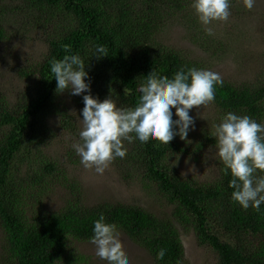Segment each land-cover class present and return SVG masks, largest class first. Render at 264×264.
<instances>
[{
	"label": "trees",
	"instance_id": "16d2710c",
	"mask_svg": "<svg viewBox=\"0 0 264 264\" xmlns=\"http://www.w3.org/2000/svg\"><path fill=\"white\" fill-rule=\"evenodd\" d=\"M4 1V0H0ZM36 12V23L53 26L48 52L34 72L23 75L32 83L25 95L11 104L0 97V264H88L77 252L74 241L88 242L93 222L103 214L128 238L145 249L154 264H183L185 258L180 229L193 231L200 245L211 248L217 264H264V205L260 210H243L231 200L230 175L198 183L182 178L168 162L179 156L196 159L206 143L216 145L212 135L176 136L168 145L124 141L127 155L116 158L117 169L139 178L172 207L170 216L160 218L125 204L103 202L88 205L81 185L70 181L68 169L59 160L44 155V144L56 136L55 123L76 134L84 107L75 96L77 120L65 111L61 93L50 71L52 60L79 55L85 63L91 95L101 102L116 100L120 107H135L144 78L155 72L171 78L181 68L205 69L183 50L167 47L161 34L169 25L185 29L187 40L211 57L224 47L219 37L208 35L191 8L192 0H11ZM39 19V20H38ZM6 32L0 23V42ZM105 57L96 58V46ZM213 105L224 113L247 115L264 123V84L249 89L223 81L215 89ZM176 119V117H173ZM67 157L71 164L75 161ZM25 170V173L23 171ZM69 186L70 198L56 211L22 217L17 207L27 200L43 203L55 187ZM15 186L12 192L11 188ZM56 188L55 190H57ZM163 260H156L159 249Z\"/></svg>",
	"mask_w": 264,
	"mask_h": 264
},
{
	"label": "rangeland",
	"instance_id": "374dc122",
	"mask_svg": "<svg viewBox=\"0 0 264 264\" xmlns=\"http://www.w3.org/2000/svg\"><path fill=\"white\" fill-rule=\"evenodd\" d=\"M37 14L26 8L19 1H0V23L4 27L6 37L0 42V97L9 103L16 104L25 95L32 83V77L27 79L23 73H32L42 63L45 53L48 52L47 41L56 33L53 26L44 22L36 23ZM39 20V19H38ZM213 35L224 43L218 53L222 56L211 57L197 45L187 40L186 32L180 25H169L161 34V41L167 47L183 50L186 55L195 58L204 70L218 73L223 81L234 84L239 88H257L264 84V0H255L254 7L247 10L242 0H231L230 16L226 22H213ZM65 111L77 120L78 109L73 104L74 97L68 91L61 93ZM173 113L175 109L172 110ZM224 113L213 103L206 107L190 110L194 125L190 128V139L194 141L196 135L207 133L212 135L213 126L220 123ZM175 117V115L173 116ZM55 123L56 136L48 138L44 144V155L51 160H59L62 167L68 169L70 181L81 185L88 205H97L103 202L136 206L157 217H167L172 213V207L154 189L145 186L139 178L128 177V171L117 169V162L113 160L105 173L101 176L94 170H86L80 164V158L72 145L79 140L81 130L80 120L76 134H69L60 127L57 118ZM264 121V120H263ZM69 157L75 163L68 161ZM216 145L206 143V149L196 159L179 156L171 159L177 174L184 179L198 183L213 181L218 175L221 166ZM64 163V165H63ZM25 173V170L23 171ZM58 185L44 198L43 203L36 200L32 203V194L27 190V200L17 207L19 215L31 217L44 211H56L70 198V187ZM58 188L57 190H55ZM15 186L11 188L13 192ZM120 240L129 264H154L148 252L132 242L120 229ZM185 258L183 264H217L215 252L198 243L193 231L180 229ZM2 229L0 227V256ZM74 249L88 259V264H107L95 256V248L88 242L74 241Z\"/></svg>",
	"mask_w": 264,
	"mask_h": 264
},
{
	"label": "clouds",
	"instance_id": "9594fccd",
	"mask_svg": "<svg viewBox=\"0 0 264 264\" xmlns=\"http://www.w3.org/2000/svg\"><path fill=\"white\" fill-rule=\"evenodd\" d=\"M251 10L255 0H242ZM231 0H192L191 8L198 22L212 35L213 22H226ZM105 48L96 46V58L105 57ZM84 60L79 55H67L52 60L50 71L56 81V92L68 91L82 96L79 140L72 145L86 170L103 175L116 158H124L129 144L155 141L168 145L176 136L186 140L194 119L190 110L206 107L215 100V89L223 85L222 77L213 71L195 67L181 68L171 78L150 72L141 83L135 107H120L116 100L102 102L91 95V85ZM173 109L175 112L173 113ZM175 115L176 119H173ZM217 156L230 175L231 200L243 210H260L264 205V123L247 115L228 112L213 126ZM89 243L95 256L107 264H129L120 240L118 226L108 223L103 214L93 222ZM165 249H159L156 260H163Z\"/></svg>",
	"mask_w": 264,
	"mask_h": 264
}]
</instances>
